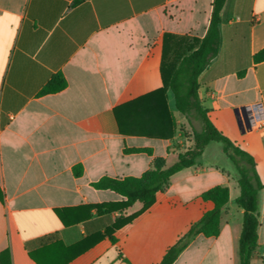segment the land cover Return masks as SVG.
Listing matches in <instances>:
<instances>
[{"label":"crops","instance_id":"crops-1","mask_svg":"<svg viewBox=\"0 0 264 264\" xmlns=\"http://www.w3.org/2000/svg\"><path fill=\"white\" fill-rule=\"evenodd\" d=\"M74 2L0 0V255L8 251L10 264H160L213 209L202 194L223 186L230 199L219 236H196L173 264H240L238 173L221 144L210 143L142 213L141 203L123 209L121 195L92 186L104 176L139 178L156 158L171 167L193 147L171 91L165 101L174 136L137 132L158 120L151 114L157 100L145 97L163 87L165 51L176 63L206 36L213 0ZM219 31V53L199 77V95L213 124L256 162L262 189L251 264H264V61L253 60L264 51V0H227ZM57 73L67 88L38 96ZM102 204L109 208H92ZM137 213L115 242L105 237L117 219Z\"/></svg>","mask_w":264,"mask_h":264},{"label":"trees","instance_id":"trees-1","mask_svg":"<svg viewBox=\"0 0 264 264\" xmlns=\"http://www.w3.org/2000/svg\"><path fill=\"white\" fill-rule=\"evenodd\" d=\"M85 1L87 0H75L74 5H79ZM226 2L227 0H213L212 17L206 36L203 39H194V44L188 47V51L178 62H169L166 59L165 51L161 65L163 87L145 97L157 100L152 106L151 114L153 117H157L158 120L150 124L148 131L137 132V134L163 140H169L174 136L177 124L169 113L165 101L166 93L171 91L177 111L187 119L193 130V147L180 154L178 161L171 167L166 168L165 160L156 158L153 168L139 178L115 179L104 176L98 182L93 183L92 186L97 190H110L121 195L125 198V201L120 204L123 209L135 203H141L143 208L140 213H142L154 205L157 193L163 192L169 187L170 181L175 174L184 169L194 167L210 143H220L223 153L233 163L238 173L240 195L236 199V204L244 211L243 227L239 242L240 264H251L257 250L259 192L262 189V183L256 171V162L248 152L233 143L213 124L209 117V111L204 108L199 95V77L219 53V25L222 23V12ZM253 60L255 63L263 62L264 51L257 53ZM67 85L64 75L57 73L41 89L38 96L60 93L67 88ZM159 100H162L163 104ZM194 121L199 122L200 130L194 128ZM119 125L121 133H126L122 124L119 123ZM123 153H147L148 155H153L151 150L141 148H125ZM73 172L76 177H80L83 173L82 166H75ZM202 199L203 201L212 202L213 209L207 211L197 223L190 227L186 234L178 239L175 245L166 251L160 264H173L182 251L198 235H203L207 238L219 236L222 211L228 205L230 199L229 188L223 186L213 187L202 194ZM0 201H4V194L1 189ZM92 208L99 211L109 208V205H94ZM56 213L61 218L60 211L57 210ZM138 215L139 213L117 219L106 229L105 237L115 242L114 233L131 223ZM0 264H10L8 251L1 253Z\"/></svg>","mask_w":264,"mask_h":264},{"label":"rangeland","instance_id":"rangeland-1","mask_svg":"<svg viewBox=\"0 0 264 264\" xmlns=\"http://www.w3.org/2000/svg\"><path fill=\"white\" fill-rule=\"evenodd\" d=\"M193 126H194V128L196 129V130H200V124H199V122H197V121H194L193 122ZM185 133H186V135L188 136V137H190L191 139H193V130H192V128L189 130V131H185ZM220 144V143H219Z\"/></svg>","mask_w":264,"mask_h":264},{"label":"water","instance_id":"water-1","mask_svg":"<svg viewBox=\"0 0 264 264\" xmlns=\"http://www.w3.org/2000/svg\"><path fill=\"white\" fill-rule=\"evenodd\" d=\"M242 111H245V109L242 110ZM240 112H241V110H237V111H236V114H237V120H238L239 125H240L241 127H243L244 125H243L242 115H241Z\"/></svg>","mask_w":264,"mask_h":264}]
</instances>
